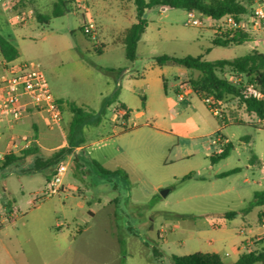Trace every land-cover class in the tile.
<instances>
[{
  "label": "rangeland",
  "instance_id": "1",
  "mask_svg": "<svg viewBox=\"0 0 264 264\" xmlns=\"http://www.w3.org/2000/svg\"><path fill=\"white\" fill-rule=\"evenodd\" d=\"M60 6L62 16L55 17L47 6L45 19H36L28 27L11 21L15 30L28 34L21 45L22 59L45 75L59 98L67 126L73 114L66 104L90 109L85 103L92 102L95 90L102 89L111 104L104 119L108 133L103 137L111 134L113 110L122 104L118 95L112 98L107 94L112 76L123 89L124 104L132 108V116L123 119V127L119 122L118 127L125 131L123 141L98 142L101 135L87 137V143L94 144L81 153L85 157L83 171L70 168L68 181L78 184L76 197L88 203L84 209L77 208L72 198L62 208L59 195L42 196V175L26 173L19 180L21 175L10 174L15 167L3 162L0 264H173L172 255L203 250L207 238L191 236V230L208 229L211 222L219 225L224 214L248 209L255 191L264 190V123L247 112L239 97L227 96L222 101L223 113L225 118H233L236 110L237 119L247 123L223 122L196 95L177 102L174 85L184 67L172 62L159 65L157 57L233 60L254 50L264 53V34H249L240 45H223V38L207 28L210 20L203 14L195 12L206 27H194L188 24V11L155 6L143 14L148 28L136 60L131 61L126 57L121 27L127 26L126 14L132 7L122 12L115 5L110 16L99 18L97 33L105 45L99 53L98 41L83 33L82 16L74 14L68 3ZM99 67L116 73L106 74ZM230 72L221 75L225 78ZM198 78L192 76L189 82ZM138 112L143 115L135 117ZM216 129L231 147L226 158L213 162L218 154L213 145ZM104 150H114L112 157L123 158V170L117 175L105 176L93 163L94 157H103ZM253 158L259 164L251 165ZM204 166L207 171L202 175L216 174V179L182 181L188 175L195 178L192 170ZM235 168L240 171L220 177ZM163 190L169 193L163 196ZM259 210L254 207L228 219L231 232L255 227ZM162 238H167L166 244ZM3 243L10 248L11 257ZM258 247H262L260 242L252 248Z\"/></svg>",
  "mask_w": 264,
  "mask_h": 264
},
{
  "label": "crops",
  "instance_id": "2",
  "mask_svg": "<svg viewBox=\"0 0 264 264\" xmlns=\"http://www.w3.org/2000/svg\"><path fill=\"white\" fill-rule=\"evenodd\" d=\"M61 1L62 0H5L4 2H0L1 3L0 4V35L6 38L7 40H9L17 48L19 52L18 58L10 62L11 64L25 63V60L22 59L21 45L28 36V34H26L25 32H22L21 30L17 31L11 26L13 25L11 21H13L15 25L19 26L18 24L15 23V19H14L15 14L22 10H32L33 15L30 18V20L26 24L19 26L22 28L28 27V25H31L33 21L36 19H40V20L45 19L43 16V11L46 9L47 6L52 7L53 15L56 12V10L58 14H61L63 10L56 9L57 8L56 6H59V8H61L60 6L62 4ZM87 1L90 7L92 8L93 16L97 21L98 28L100 27L99 18L100 17L103 18V16H110L111 10L115 5L122 12L131 9L132 7V11L129 13L127 12L126 14L127 17L125 21L127 20V26L124 28L123 26L121 27L123 34L122 42L124 44V37L126 30L138 22L137 8L133 0H116L115 4L110 2V0H87ZM79 21L81 24L82 19L79 18ZM144 35L145 33L143 34V36ZM143 36L138 42V46L139 43L142 41ZM98 43L99 46L96 47V49H100V51H102V49L104 50L105 45L101 39V35H98ZM0 59H3V57L0 56ZM193 71L194 70L187 69L185 67L179 69L180 77L178 78V81L174 85V91L176 92V94L180 91V88L183 84L189 82L190 77L193 76L197 78L200 76V73L198 71H196L197 72L196 75L192 73ZM115 73L116 72H114L113 74ZM113 78L114 77L112 76V78H109L110 80L108 79L109 82L106 89L107 94L110 95L112 98L114 97L117 88V83L115 81L116 78L114 79ZM162 82H165L164 78H162ZM191 96H193V94H191L189 98H191ZM56 98L59 99L58 97ZM118 100L122 102L121 106L128 111V116L124 118V120H129L132 116V108L124 104L125 100L123 99V89H120V92L118 94ZM176 100L177 102H179L178 99ZM85 104L87 107L91 106L89 107L90 109H87L86 111L89 110L88 112L93 113L94 121L83 128V135L81 140L82 143L80 145H76L75 143L71 142L69 139V128L72 119L68 123L69 124L68 126L64 118L62 124L59 127L52 128L48 123L47 116L37 112L32 108H26V113L24 117L16 122L13 121L11 114L8 112H3L0 118V150L1 151L8 150L14 138L26 137V138H34L35 140V142L32 144V147L36 149L33 154L24 155L22 154L23 151L20 152L16 151L12 154V156H15L19 159L12 162L9 165H5V166L15 167V169L11 171L10 173L11 175L19 174L21 175L19 180H22L24 178V174L26 173H29L31 175L40 174L42 175V184L44 187L47 179H49L53 174V171L57 166V164L66 163L68 165V171L63 177L64 191L62 194L58 196L59 199L61 200L60 202L62 204V208H65L66 201L69 200L70 198L73 199L72 201L76 202V207L79 209H84L86 206H88V203L85 200L83 199L80 200V198L76 197L75 193L80 191L78 184L75 181L73 182L68 181V173L72 166L81 172L84 169L83 161L85 157L83 158L81 153L84 150L88 149L90 146H92V144H94V143L88 144L87 137H92L94 135H101L102 138L99 139L98 142L111 140V139H115V141L120 142L123 141V133L125 132L123 131V128L118 127L120 121H122L120 126L123 127V118L112 115L110 119L111 134L107 135L106 137H103L104 132L105 133L107 132L106 127H108L107 126L108 124L104 121L105 113H107L110 110L111 104L109 102V98L104 95L102 89L95 90V96L93 101L87 102ZM66 105L69 109V105L68 104ZM236 112H237L236 110L232 112V114L234 115L233 117L234 121L240 123H247L246 120H244L243 122L239 121V119H237V116L234 114ZM142 115L143 112H138L135 114V117H140ZM71 116L73 118V115ZM218 130L220 129H216L215 131H213V133L215 132L219 133L217 132ZM63 148H70L72 152L66 155L65 158L61 159L60 162L57 163L56 165L46 166L45 161L51 158L54 152ZM118 150L122 151L120 146ZM114 152L115 151L112 150V152L108 153L107 150H104L102 153L103 157L101 158L94 157L93 163H97L101 168L110 172L123 170V158L112 157L115 155ZM86 159H91V158H86ZM2 164L3 162L0 163V169L2 167H5L2 166ZM109 164L115 167H110ZM206 171H207L206 166L200 169L192 170V173L196 172V175L195 178H190L189 181H195V182L206 181L207 180L206 178H209V180L212 181L216 179V177L218 176L216 174L213 175L211 174L209 175V177H204V175L202 174L203 172ZM5 192L7 193V191ZM256 192L257 191H255V193ZM15 209L17 210L16 206ZM89 213L92 215L90 210ZM263 215H264V206H260V210L258 212V224H256L255 227H250V226L242 227L238 232L235 233L231 232V228L228 225L232 221H229L228 220L229 218H225V220L221 221L219 225H216L214 222H211L208 226V229L191 230L190 234L191 236H199L200 239H202L203 237L207 238V241L202 244L204 246V249L199 252L216 253L220 255V257L222 258L225 264L227 259L231 260L229 264H234L239 259L240 255L244 252L241 246L245 241V239L258 236L264 232ZM3 226L4 224L0 221V229L3 228ZM161 240H162V244H166L167 238ZM2 245L5 252L8 255L10 254L11 257L10 248L6 246V244L4 243Z\"/></svg>",
  "mask_w": 264,
  "mask_h": 264
},
{
  "label": "trees",
  "instance_id": "3",
  "mask_svg": "<svg viewBox=\"0 0 264 264\" xmlns=\"http://www.w3.org/2000/svg\"><path fill=\"white\" fill-rule=\"evenodd\" d=\"M133 2L137 8L138 22L126 30L124 37L126 57L131 61L136 60L138 42L148 27V22L143 19V14L145 10L151 7L160 6L165 9H184L188 12L195 11L212 19H219L226 14H233L238 18L245 14L248 10V5L244 0H133ZM61 3L64 4L65 2L61 1ZM56 7V9H61L59 6ZM62 15L63 11L61 14H58L57 10L54 13L55 17ZM247 36L248 35H244L242 32H239L232 39L223 36L217 37L223 38V42L221 43L223 45H240L245 42V38ZM0 50L4 59L8 62L16 60L19 56L17 48L1 35ZM97 51L101 53L100 49H97ZM168 62L176 63L187 69L198 71L200 73L199 78L191 82L196 91H206L210 94H214L221 101L225 100L227 96L239 97L243 105H245L248 113L251 115H257L261 120L264 119V102L255 99H243L241 91L230 84L221 75L228 69L231 72L234 71L243 73L248 78L249 82L254 83L264 93V53L254 50L245 56L238 57L233 60H219L211 62L204 60L203 56L177 57L163 55L157 57V63L159 65H163ZM99 69L106 74L116 72L111 68L99 67ZM119 90L120 86L117 85L115 96L118 95ZM145 100V97H142V101L145 102ZM68 105L73 114V119L69 128V139L76 145H80L82 143L83 128L94 121L93 113L88 112L75 104ZM234 114L236 115V113ZM230 147V144H227L224 152L217 154L214 158H212V161L215 162L218 159L226 158L230 154ZM35 150L36 149L31 147L28 150H24L22 154H33ZM71 152L72 150L70 148H63L54 152L51 158L45 161L46 166L56 165L61 159L65 158V156ZM18 159L19 158L12 155L8 156L5 160V165H9ZM256 164H259L258 159L253 158L251 165ZM95 165L98 167L97 163H95ZM99 171L103 175L110 177L119 173L118 171H106L100 166ZM239 171V168H235L227 173H224L220 177H227L232 174H236ZM190 178V175L185 176L182 178V181H186ZM260 206H264V190L257 191L255 193L254 199L250 202L248 209L242 212H229L224 214V217L232 219L240 213L249 212L254 207ZM171 259L173 264H225L220 255L216 253L195 252L183 256L172 255ZM234 264H264V247H258L251 251L243 252Z\"/></svg>",
  "mask_w": 264,
  "mask_h": 264
},
{
  "label": "built area",
  "instance_id": "4",
  "mask_svg": "<svg viewBox=\"0 0 264 264\" xmlns=\"http://www.w3.org/2000/svg\"><path fill=\"white\" fill-rule=\"evenodd\" d=\"M4 1L0 0V2ZM244 1L248 5V10L245 14L238 18L233 14H226L219 19L209 18L211 26L210 28L207 26V28L215 36H223L229 39L235 37L239 32H242L244 35L264 34V0ZM64 2L70 5L74 14L82 16L83 22L81 28L83 29V33L97 43V24L87 0H64ZM32 15V10L19 11L15 14V23L24 25L30 20ZM188 18L189 25L206 27L196 17L195 11L189 12ZM0 56L3 57L1 50ZM225 79L241 91L243 99H255L264 102V93L254 83L249 82L243 73L233 71L227 74ZM191 94L198 96L206 104L209 111L216 117L221 118L223 122H234L233 118H225L222 109L223 102L221 100L214 94L206 91H196L189 82L181 86L180 91L177 93V99L179 102L185 101ZM26 108H32L46 115L48 123L52 128L59 127L64 120L59 99L52 93L45 75L40 70L26 63L11 64L4 60L3 57V59H0V118L3 112H8L11 114L14 122L19 121L24 117ZM127 115L128 111L122 106L113 110V116L124 119ZM261 122L264 123V119ZM34 142V138H14L8 150H0V163L5 162L6 158L16 151L20 152L30 149ZM227 144V140L220 133H216L213 145L218 147V154L224 152ZM67 171L68 165L66 163L57 164L53 174L44 185L42 196L52 197L60 195L64 191L63 177ZM16 212L12 213L15 217ZM4 221H8V218H4ZM256 242H260L262 247H264V232L258 236L246 238L241 248L244 252L251 251Z\"/></svg>",
  "mask_w": 264,
  "mask_h": 264
},
{
  "label": "water",
  "instance_id": "5",
  "mask_svg": "<svg viewBox=\"0 0 264 264\" xmlns=\"http://www.w3.org/2000/svg\"><path fill=\"white\" fill-rule=\"evenodd\" d=\"M168 193H169V190H163V191H162V195H163V196H166Z\"/></svg>",
  "mask_w": 264,
  "mask_h": 264
}]
</instances>
